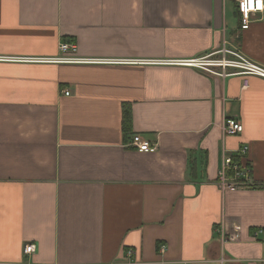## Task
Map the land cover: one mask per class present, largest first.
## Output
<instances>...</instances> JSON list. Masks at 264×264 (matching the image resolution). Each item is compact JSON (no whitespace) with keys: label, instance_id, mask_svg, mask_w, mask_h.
Returning <instances> with one entry per match:
<instances>
[{"label":"crops","instance_id":"crops-1","mask_svg":"<svg viewBox=\"0 0 264 264\" xmlns=\"http://www.w3.org/2000/svg\"><path fill=\"white\" fill-rule=\"evenodd\" d=\"M240 26L235 0H0V264H264V78L182 63L264 66V10Z\"/></svg>","mask_w":264,"mask_h":264},{"label":"built area","instance_id":"built-area-1","mask_svg":"<svg viewBox=\"0 0 264 264\" xmlns=\"http://www.w3.org/2000/svg\"><path fill=\"white\" fill-rule=\"evenodd\" d=\"M237 11L240 15L241 29H248L251 23V15L256 12L264 10L263 0H235ZM59 50L62 53L76 51V45L66 42H61ZM61 61L74 62V63H93L101 62L103 60L83 59L77 57H63ZM182 63L188 66H193L201 70L210 72L217 76H229L235 74L255 75L264 78V66L257 64L246 58L241 52L221 48L219 50L210 52L198 58L185 60ZM244 85H247L245 82ZM64 95H68L69 91L63 90ZM224 135H237L242 132V124L233 119L227 118L222 127ZM129 146L139 152L153 153L158 149L157 143L150 142L149 140L142 139L139 135H134L130 141ZM247 146H241L232 154L225 153L222 160V165L219 170L218 180L221 188L235 190L239 188H246L252 184L250 180V166L242 164L240 160L235 161L234 155L239 159L247 153ZM261 230L253 232L256 238ZM23 251L25 254H30L35 251V244L27 243ZM130 255L131 251L127 250Z\"/></svg>","mask_w":264,"mask_h":264},{"label":"trees","instance_id":"trees-1","mask_svg":"<svg viewBox=\"0 0 264 264\" xmlns=\"http://www.w3.org/2000/svg\"><path fill=\"white\" fill-rule=\"evenodd\" d=\"M122 121H121V125H122V129L124 131L128 130L129 129V126H130V110H129V105L127 104H123L122 106ZM234 160L237 161L239 160V158L234 155Z\"/></svg>","mask_w":264,"mask_h":264}]
</instances>
